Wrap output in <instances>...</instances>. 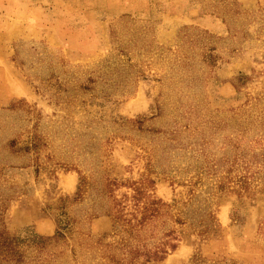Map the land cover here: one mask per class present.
Returning a JSON list of instances; mask_svg holds the SVG:
<instances>
[{
  "label": "rangeland",
  "instance_id": "obj_1",
  "mask_svg": "<svg viewBox=\"0 0 264 264\" xmlns=\"http://www.w3.org/2000/svg\"><path fill=\"white\" fill-rule=\"evenodd\" d=\"M0 232V264H264V0H0Z\"/></svg>",
  "mask_w": 264,
  "mask_h": 264
},
{
  "label": "trees",
  "instance_id": "obj_2",
  "mask_svg": "<svg viewBox=\"0 0 264 264\" xmlns=\"http://www.w3.org/2000/svg\"><path fill=\"white\" fill-rule=\"evenodd\" d=\"M164 204L161 203L160 201H155L152 200L148 202L147 204L143 205V207L140 208V218L137 220L136 224L130 225V228L134 230V228L139 227V229L136 231H140L145 225H147L150 221L153 219H157L159 217H162L161 209H163ZM134 219H136V214H132ZM130 222L126 221L128 224ZM130 229V230H131ZM205 231V229H203ZM1 235H4L3 232H0ZM170 236L171 234L169 232H166L162 235V238L157 241V236L152 232L150 234L151 239H155V242L150 245V247H147V244L145 242H142L141 248L136 251L135 254L137 257H142L146 261L149 260H155V261H160L164 258V256L167 254L168 249H174L175 244L170 242ZM6 238V237H5ZM2 241V246L4 252L7 254L3 257H8L9 254L12 252V246H11V241L5 239ZM7 261V260H6ZM19 261V260H18ZM17 261V262H18Z\"/></svg>",
  "mask_w": 264,
  "mask_h": 264
}]
</instances>
